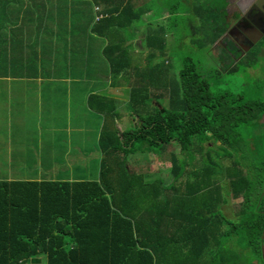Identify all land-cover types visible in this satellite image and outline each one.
Wrapping results in <instances>:
<instances>
[{"label":"trees","instance_id":"trees-1","mask_svg":"<svg viewBox=\"0 0 264 264\" xmlns=\"http://www.w3.org/2000/svg\"><path fill=\"white\" fill-rule=\"evenodd\" d=\"M192 4L198 48L211 50L229 29L228 2ZM134 6L122 0L97 25L122 28L126 21L140 22L141 16L132 17ZM123 40L106 54L114 77L129 70ZM148 44L153 50L149 62L159 71L142 72L139 86L131 91L132 129L102 130L98 181H0V264H29L40 257L47 264H244L247 251L237 254L235 245H244L262 263L264 134L262 141L248 145L242 131L264 127V77L243 85L241 92L226 89L225 80L256 72L259 51L243 58L238 54L233 64L224 50L223 68L218 64L213 71L185 58L180 84L174 85L167 64L158 58L165 54L167 42L150 35ZM158 73L163 81L155 80ZM118 117L113 114L112 120ZM175 146L188 160L172 152ZM240 150L245 156L254 152L257 190L240 162L228 157ZM194 151L201 154L200 160ZM137 152L171 162L170 179L134 171L128 158ZM214 152L221 153L220 161H232L231 166L215 161ZM197 161L201 168L191 169ZM224 174L234 199L243 197V203L257 207L259 193L262 206L256 221L232 225L218 211L225 200L217 178Z\"/></svg>","mask_w":264,"mask_h":264},{"label":"crops","instance_id":"crops-1","mask_svg":"<svg viewBox=\"0 0 264 264\" xmlns=\"http://www.w3.org/2000/svg\"><path fill=\"white\" fill-rule=\"evenodd\" d=\"M3 1L5 4L1 5ZM131 1L135 5L132 17L141 16V21L135 24L126 21L118 24L120 28L98 26L97 23L98 18L108 17L105 14L107 10L122 0H0V28L3 30L0 31V90H3V94L0 93L3 98L0 107V162L8 165L6 172L0 174V181H98L102 161L99 148L101 132L106 127L108 130L131 127V91L139 86L142 72L159 71L149 62L153 50L148 39L150 35H156L166 42L159 34L161 25L167 22L159 21L171 19L178 10V5L170 4L173 0H157L160 4L158 10L165 13L153 19L155 10L150 3L155 0H125V5ZM179 2L188 8L184 16L193 18L192 0ZM10 3L28 6L29 12H14L10 10ZM256 3L257 13L252 11ZM240 4L247 12L264 13L260 0H241ZM37 5L40 6L38 10H44L41 14L46 13V26H25V21L34 22L33 12ZM47 5L50 10L46 9ZM25 14L27 19L22 20ZM51 18L54 19L48 26ZM122 39L129 52V70L114 77L106 54L113 48L117 49ZM220 46L211 49L218 64H222L224 51ZM216 49H219V55L215 57ZM263 66L261 62L257 71L262 70L263 73ZM164 79L160 73L155 77L157 81ZM95 97L109 102L93 101ZM120 98L126 100L122 102ZM122 107H128V112H122ZM113 114H118V119L112 120ZM74 134L79 143L73 141ZM63 141H70V144L59 159L56 155L54 157L53 149ZM21 154H26L29 159L20 162L18 156ZM34 154L39 158L35 159ZM88 156L93 160L87 161ZM96 161H100V165H93ZM259 196L258 193V209L262 206ZM241 199L243 197L233 198L235 202ZM262 249L264 252V245ZM41 260L42 257L29 263L41 264Z\"/></svg>","mask_w":264,"mask_h":264},{"label":"rangeland","instance_id":"rangeland-1","mask_svg":"<svg viewBox=\"0 0 264 264\" xmlns=\"http://www.w3.org/2000/svg\"><path fill=\"white\" fill-rule=\"evenodd\" d=\"M4 1L1 2V5H3ZM159 2H157V0H155V2H151L150 3V7L154 6V18L153 19H157L159 18V16L162 15V13H165L163 10H158V8L160 7V4H158ZM166 3V1L164 2V4ZM5 4V3H4ZM11 4V9L10 10H14V12H17L19 10L21 11H27L29 12L28 6H24L22 7L21 5H16L13 3ZM170 4L173 5H178V10L176 12V14H172L171 19H161L159 21V23H163V22H167L165 23V25H161L160 27V36L163 38H165V41L167 42V50L165 52V54L160 57L158 56V58L160 60H163L164 63L167 64V70L170 72L171 77L170 80L171 82L176 85V84H180V78H179V71L181 69L182 66V61L185 58H191L192 60H194L196 63L200 64L204 69L208 70V71H213L215 70L219 65H218V61L216 58H214V54L211 50H201L199 49V36L198 34H195L196 30H197V20L193 17V18H186L184 16L185 11L188 12V8L186 9L185 6L180 2L179 0H173ZM40 6L37 5L36 6V10H34V14H35V20L32 23V20L30 21H25L24 24L27 27H39V26H46L45 24V15L46 13H42L44 10L43 8H41L40 10H38ZM46 9L50 10L49 6L47 5ZM187 14V13H186ZM27 19V15H22V20H26ZM54 18H51L48 21V26L51 22V20H53ZM64 21V20H63ZM62 21V22H63ZM8 27V26H7ZM30 30V28H28ZM0 31L2 32L3 30L0 28ZM215 51V57L217 55H219V50L216 49ZM264 63V61H262ZM221 67L223 68V65L220 64ZM264 69V66L263 68ZM264 71V70H263ZM264 72L262 73V70H260V72H251L250 74H245V75H239V76H227L225 78L226 82H228V85L226 87V89L230 90V91H240L242 90V86L248 83H252L255 80H261L263 78ZM133 85L135 84V82L132 83ZM137 84V82H136ZM2 90V89H1ZM3 94V90L1 91ZM2 95L0 94V107L2 106V100L3 98L1 97ZM255 97H257V92H255L254 94ZM120 100L123 102L126 99H122L120 98ZM162 104H165V102L163 101ZM128 107H122L121 111L122 112H128L127 111ZM62 111H60V115H61ZM126 115V114H124ZM64 116V115H63ZM264 120V118H263ZM14 121H18V120H14ZM134 124L132 123V126ZM129 128V127H128ZM129 129H132L129 128ZM243 134V138L245 141V144L248 145H252L254 142H258L261 140V134H264V127H258V130H254L252 128L249 129H244L242 131ZM255 136H257V139L254 140ZM264 139V138H263ZM254 140V141H252ZM74 142L79 143V141L76 140L75 134H74ZM94 143V140H92ZM262 141V140H261ZM264 143V141H262ZM68 144H70V141H63L62 145H58L55 146L53 149V153H54V157L55 155L58 156L59 159H61V157L64 155V151L67 150L68 148ZM8 146L6 147V151H7ZM38 147V151H39ZM95 148V147H94ZM194 149H196V146L194 147ZM172 152H175L176 154H178V156L181 159L184 160H188L186 158H188V156L185 158L184 156L182 157L180 155V150L178 147L175 148H171ZM7 153V152H6ZM195 153V151H194ZM219 153V154H218ZM214 152L213 153V157L215 158V161L221 162L222 164H224L226 167H230L231 166V162L227 159L223 160L221 159V161L218 159L219 156L221 155L220 152ZM198 154V155H197ZM195 153L193 154V156L197 159L200 160L201 158V154L199 153ZM2 158H5V156L3 154H1ZM35 159L39 158L38 154H34ZM227 156V155H226ZM233 156L236 160H238L240 162V169L244 170V174L245 176L250 179L251 181H253L254 183H256L255 189L257 190V176L256 173L254 172V170L252 169L251 166V158L254 156V152H251V156L247 155L245 156L244 153H242V150H240V152L238 153V151L233 152L231 151V155H228V157ZM89 157V156H88ZM87 157V161L92 159V156L88 158ZM57 158V157H56ZM55 158V159H56ZM96 158L98 159V154H96ZM255 158V157H253ZM18 159L20 162H23L26 159H29L27 157L26 154H21L18 156ZM96 159V160H97ZM93 160V159H92ZM102 160H103V156H102ZM86 161V162H87ZM128 162H129V166L134 170V171H139V172H146L148 174L151 175H158L161 177H164L166 180L170 179V170H171V162L169 161H164L161 160L160 158H158L157 156H152L150 154H141L139 152H137L135 155H131L128 158ZM230 162V164H229ZM39 163V162H38ZM37 163V164H38ZM89 162H87V166H88ZM94 164H98L100 165V161ZM201 162L197 161L194 163V165H192L191 169L193 170H198L199 168H201ZM8 167L7 163L2 164L0 162V174L5 173L6 172V168ZM60 168V166H59ZM90 169H93V166H90ZM218 179V184H220L221 186V192L223 193V197L225 200V205H222L221 207L218 208V211H220L225 219V221H227L229 224L232 225H245L242 224V222L247 221V224L251 223L252 221H256L257 220V214L256 211L258 209V207H256L255 204H252L250 206H248L246 203H243V199L240 200V202H235L232 198L231 195V189L229 187L230 182L227 180L225 174L222 178H217ZM216 179V180H217ZM1 180V179H0ZM257 208V209H256ZM258 213V212H257ZM234 242V240H233ZM247 251V252H246ZM235 252L237 254H245L247 255V257L245 258L246 260H244V264H261V261L258 260V258L256 259L255 256L252 254V251L249 249L247 250L244 245H240L238 247H236L235 245ZM32 264V263H29ZM41 264H47L46 262V258L42 257L41 260Z\"/></svg>","mask_w":264,"mask_h":264},{"label":"flooded vegetation","instance_id":"flooded-vegetation-1","mask_svg":"<svg viewBox=\"0 0 264 264\" xmlns=\"http://www.w3.org/2000/svg\"><path fill=\"white\" fill-rule=\"evenodd\" d=\"M228 2L230 4L226 12L230 26L227 33L215 46L221 45L222 49L228 50L229 58L234 64L239 61L236 59V55L239 54L240 58H243L252 54L255 49L259 51L262 62L264 59V20L260 19H264V13L256 14L257 3L252 8V11L256 12L254 14L243 9V5L240 4L241 0H228ZM259 6L261 7V5ZM261 264H264V252Z\"/></svg>","mask_w":264,"mask_h":264},{"label":"water","instance_id":"water-1","mask_svg":"<svg viewBox=\"0 0 264 264\" xmlns=\"http://www.w3.org/2000/svg\"><path fill=\"white\" fill-rule=\"evenodd\" d=\"M260 3L262 5V7L264 8V0H260ZM262 253H263V249H262Z\"/></svg>","mask_w":264,"mask_h":264},{"label":"built area","instance_id":"built-area-1","mask_svg":"<svg viewBox=\"0 0 264 264\" xmlns=\"http://www.w3.org/2000/svg\"><path fill=\"white\" fill-rule=\"evenodd\" d=\"M98 20H100V18H98Z\"/></svg>","mask_w":264,"mask_h":264}]
</instances>
